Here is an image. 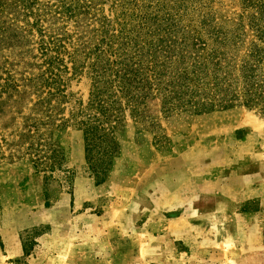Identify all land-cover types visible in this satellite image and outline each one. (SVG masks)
I'll list each match as a JSON object with an SVG mask.
<instances>
[{
    "label": "rangeland",
    "instance_id": "obj_1",
    "mask_svg": "<svg viewBox=\"0 0 264 264\" xmlns=\"http://www.w3.org/2000/svg\"><path fill=\"white\" fill-rule=\"evenodd\" d=\"M149 4L0 0V264H264V0L180 9L186 36L208 28L183 67L224 57L238 98L213 110V83L173 94L183 49L107 45Z\"/></svg>",
    "mask_w": 264,
    "mask_h": 264
},
{
    "label": "trees",
    "instance_id": "obj_2",
    "mask_svg": "<svg viewBox=\"0 0 264 264\" xmlns=\"http://www.w3.org/2000/svg\"><path fill=\"white\" fill-rule=\"evenodd\" d=\"M187 1L189 0H149L150 4L148 8L153 9L149 13L150 15L148 14L144 16L143 14L138 13V15L135 17V21H137V25L139 26V31H137L136 36L134 35L133 30L131 31L132 32L131 35H129L130 32L128 34H124L126 29L124 30V28L121 27L118 30L119 35L112 34L110 37V40L107 42V45H110L113 38H117L118 48L116 49L115 52L119 54L118 56L119 60L123 58L128 48H132L133 50H135V52L143 51L145 48L148 51H151L154 48L156 51L159 50V51L166 53L165 61L167 62L170 61V59L174 57V54H171V52L175 49L176 46H178L179 48L183 49V51L180 53V55L177 58L178 64H179L178 69L184 68L183 65L186 63H189L190 59L193 57V55L190 53L191 48L189 49L188 47L190 45H193L195 40L197 41V44L200 45L199 49L202 46H204L205 45V42L203 40L204 35L202 33L203 31H208V28L205 27L206 24L203 22L202 28H199L198 30L195 29V32L198 33V34H195L196 36L195 35L186 36L184 32V27L178 26L177 21H180L183 17V14L181 13L180 9L183 6V4L187 3ZM133 15L134 14H131L130 17H132ZM146 16L150 18H147ZM125 25H127V23H125L124 21L123 26ZM177 27H179V29ZM143 28L149 30V32L141 34ZM181 32L182 34L180 36ZM121 39L123 40L120 41ZM191 39H193L194 41L192 42ZM209 39L215 43L220 42L221 44H223L226 41V38H223L217 34L215 36V34H211V33H209ZM132 41L134 42L132 43ZM124 47L126 48L121 52L120 50L123 49ZM98 50H101V48L98 47ZM216 51L214 52L212 48V52L214 53H212L210 56L215 55L214 58L217 59L218 56L216 55L217 53ZM222 52H220L219 55H221ZM101 53L104 54V51H102ZM98 57L99 55L97 56V60H98ZM136 57H137L136 63H134L133 61H130L132 60L130 59L128 61V64H126V66H128L129 63L132 64L133 66L135 65L137 66L139 65L140 67L146 66V68L150 69L151 71L155 73L157 72L156 68L158 67V63H159L158 57H151L150 59H148V61L144 57H141L140 55ZM124 59L122 60L121 63L125 62ZM222 60H224V57H221L220 60H217V62H214V69H213L211 78H208L210 76L209 74L210 66H208L207 63H198L197 61L193 63L194 69L192 72L187 71L184 68L181 74H178V75L175 74L174 77H176V80H178V84H180L179 86L181 88V91L179 92L176 90V87H177L176 85L175 90L173 91V94H175L176 96H179V98L183 100V102L181 101L182 104L190 105L193 101V94L191 93V97L189 99H187V96L190 94L188 90L189 89L192 90V89L190 85H188L189 89H187L186 91L183 90L182 89L184 88L183 84H186L188 80L191 83L198 84V85L200 83L201 85H209L213 83L211 90H215L214 98L216 97L217 94L220 95L222 93H225L224 96L219 98L218 102H215V99L207 100L203 102L199 107H196V110H205V109L213 110L214 107H218V106H221L224 108L234 106V104L238 101V98L235 94L232 95L231 97L228 96L231 83H228V86L224 88V86L227 84L225 80L226 76H224L223 80L221 81L219 80V76L217 74L218 72H220V68H222V62H221ZM210 61L213 62V60H210ZM150 63H152V66L149 65ZM99 64H100V61L98 65ZM165 64L166 62H163L160 65L164 67L165 69ZM93 66H95V64H93ZM161 75H163V73ZM192 92H196V91L192 90ZM249 93L250 92H247L246 96ZM251 101H252V98L250 99L247 98L245 100L246 105H250Z\"/></svg>",
    "mask_w": 264,
    "mask_h": 264
}]
</instances>
